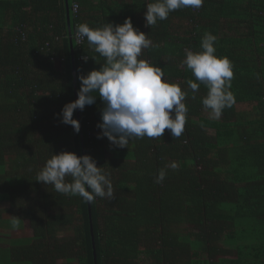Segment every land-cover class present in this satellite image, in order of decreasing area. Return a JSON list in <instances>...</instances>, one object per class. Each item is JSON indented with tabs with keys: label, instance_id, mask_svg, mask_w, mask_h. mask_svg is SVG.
Instances as JSON below:
<instances>
[{
	"label": "trees",
	"instance_id": "obj_1",
	"mask_svg": "<svg viewBox=\"0 0 264 264\" xmlns=\"http://www.w3.org/2000/svg\"><path fill=\"white\" fill-rule=\"evenodd\" d=\"M68 2L98 264H264V0ZM66 3L0 0V264H95Z\"/></svg>",
	"mask_w": 264,
	"mask_h": 264
},
{
	"label": "water",
	"instance_id": "obj_2",
	"mask_svg": "<svg viewBox=\"0 0 264 264\" xmlns=\"http://www.w3.org/2000/svg\"><path fill=\"white\" fill-rule=\"evenodd\" d=\"M66 7H67V18H68V23H69V33H70V39H71V48L73 50L72 54H73L74 90H75V99H76V108H77V118H78L79 127L81 131L82 153L84 156V171L86 175L89 220H90V228H91V234H92L95 264H98L97 253H96V240H95V232H94V224H93L92 204H91V196H90V190H89V184H88V171H87V164H86V159H85V156H86L85 155V143H84L83 126H82L81 105H80L79 91H78V79H77V71H76L77 69H76V62H75V56H74L75 51H74V45H73L72 30L70 29V20H69L70 6H69L68 0L66 3Z\"/></svg>",
	"mask_w": 264,
	"mask_h": 264
},
{
	"label": "rangeland",
	"instance_id": "obj_3",
	"mask_svg": "<svg viewBox=\"0 0 264 264\" xmlns=\"http://www.w3.org/2000/svg\"><path fill=\"white\" fill-rule=\"evenodd\" d=\"M58 63V62H57ZM57 68L58 69H61V64H58L57 65ZM239 109L243 110V109H248V108H251V106L249 105H239L238 107ZM205 115L207 116H218L216 113L210 111V110H206L205 111ZM9 205L8 204H5V203H0V208H7ZM7 217V215H5ZM9 223L7 222L6 225H5V228L4 230H0V249H4L6 248L7 244L5 243L4 239H12V238H15V237H24V236H33V231L32 229L30 228L29 226V223L26 221L25 222V229L24 231H18V230H9L10 227H8ZM70 235H72V232L69 231L68 232ZM66 236V235H65ZM223 245L227 246V247H233L235 246V243H232V242H229L227 239L223 242ZM3 254V253H1ZM7 264H14V263H10L8 262Z\"/></svg>",
	"mask_w": 264,
	"mask_h": 264
},
{
	"label": "built area",
	"instance_id": "obj_4",
	"mask_svg": "<svg viewBox=\"0 0 264 264\" xmlns=\"http://www.w3.org/2000/svg\"><path fill=\"white\" fill-rule=\"evenodd\" d=\"M79 9H80V5L78 3H74L73 6H72V11L73 13L76 15L78 14L79 12ZM26 36V35H25ZM24 36V38H25ZM84 32L83 31H80L78 30L76 33H75V39H76V42L81 45L84 41Z\"/></svg>",
	"mask_w": 264,
	"mask_h": 264
},
{
	"label": "crops",
	"instance_id": "obj_5",
	"mask_svg": "<svg viewBox=\"0 0 264 264\" xmlns=\"http://www.w3.org/2000/svg\"><path fill=\"white\" fill-rule=\"evenodd\" d=\"M115 33L118 35L122 34L123 38H125V39H135L137 36V34H135L132 31H128V30L124 31L123 33H120L119 30H115ZM115 33H114V35H115Z\"/></svg>",
	"mask_w": 264,
	"mask_h": 264
}]
</instances>
